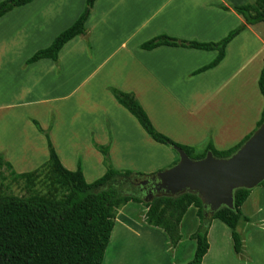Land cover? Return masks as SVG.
<instances>
[{"label":"crops","instance_id":"0c3cea01","mask_svg":"<svg viewBox=\"0 0 264 264\" xmlns=\"http://www.w3.org/2000/svg\"><path fill=\"white\" fill-rule=\"evenodd\" d=\"M86 1L33 0L0 18V154L15 172H31L49 160L48 139L34 121L48 132L63 166L80 168L88 183L106 172L96 145L109 147L117 170L152 174L175 163L176 151L145 132L117 101L114 88L134 94L159 132L195 154L209 145L229 150L256 129L264 110L259 87L264 41L257 24L227 45L217 66L202 72L217 50L141 47L160 35L218 42L244 22L233 8L253 0H95L85 23L87 37L68 41L58 61L29 64L80 17ZM242 212L247 220L237 226L241 252L234 250L230 228L214 220L202 264H264V187L251 190ZM196 213L191 207L183 217L182 240L174 247L145 215L121 212L124 220L115 222L108 248L118 247L120 253L125 246L128 255L142 246L136 240L145 239L154 247L161 241L165 251L184 248L185 257L194 256ZM120 262L116 256L111 264Z\"/></svg>","mask_w":264,"mask_h":264},{"label":"trees","instance_id":"16d2710c","mask_svg":"<svg viewBox=\"0 0 264 264\" xmlns=\"http://www.w3.org/2000/svg\"><path fill=\"white\" fill-rule=\"evenodd\" d=\"M33 0H3L0 2V18L17 7L31 3ZM95 0H87L80 17L66 30L61 32L46 49L37 51L28 63L43 58L58 61L61 48L76 36H88L85 23L90 16ZM229 10L228 7H222ZM233 10L244 22L231 30L218 42L200 43L160 35L142 44L143 49L152 50L159 46L194 48L200 50H217V58L199 70L202 72L217 66L225 56L227 45L248 26L264 23V0H253L244 5L235 6ZM259 87L264 97V67L259 79ZM117 101L123 105L140 123L145 132L156 142L174 150L180 147L193 159H202L208 151L218 158H227L234 154L264 121L262 118L256 129L235 147L219 151L209 145L203 154H195L192 147L179 144L159 132L151 122L135 95L118 89H111ZM45 134L49 143L50 157L42 166L31 172L17 173L12 165L0 154V264H103L107 248L115 227L117 210L129 203L143 204L146 208L145 222L161 229L172 246L176 247L182 240L181 222L193 207L197 209L199 226L191 235L196 242L195 254L186 264H202L209 250L208 232L214 220H220L231 230L235 252L242 249V240L237 231L243 215L242 206L251 190L239 189L234 196V209L221 208L214 215L205 217L203 203L197 194L184 193L180 196H155L146 201L142 193L134 195L129 190L137 187L141 179L152 176L131 170L114 168L108 146L96 145L103 154L105 174L92 183H88L80 170L70 171L61 163L48 132ZM175 151V150H174ZM179 159L173 163L175 165ZM15 181H23L24 188L30 192L27 196L9 194L5 190L6 174ZM44 178L50 188L46 194L36 191L37 182ZM264 186V181L259 185Z\"/></svg>","mask_w":264,"mask_h":264},{"label":"water","instance_id":"95a60500","mask_svg":"<svg viewBox=\"0 0 264 264\" xmlns=\"http://www.w3.org/2000/svg\"><path fill=\"white\" fill-rule=\"evenodd\" d=\"M174 150L179 155L175 165L140 182L141 185L151 184L152 190L156 192L148 199L161 195L197 194L207 218L221 208L234 209L237 190H252L264 181V121L227 158H218L208 151L204 158L193 159L180 147L175 146Z\"/></svg>","mask_w":264,"mask_h":264},{"label":"rangeland","instance_id":"374dc122","mask_svg":"<svg viewBox=\"0 0 264 264\" xmlns=\"http://www.w3.org/2000/svg\"><path fill=\"white\" fill-rule=\"evenodd\" d=\"M255 29L261 34L262 39L264 41V23L257 24ZM172 166H173V163L169 165L168 167H165L161 170H165ZM161 170H158L157 172ZM5 174H6L5 190L7 193L15 194L19 196H27L30 194V192L24 188L23 181H15L11 177V175H9L8 171H6ZM141 181H143V179H141ZM258 187H261V186H258ZM49 188H50V185L49 183H47V181L44 180V178H41L37 182V185H36L37 192L41 194H46L49 191ZM128 193L137 195V194H140V191L137 187L135 188L133 187L131 190H129V192H127V194ZM141 197H143L147 201L150 200L143 195H141ZM121 212L125 214H129V215L134 214L137 218L138 216L143 217L145 215L146 208L144 207L143 204H136V203H130L128 206L124 205L120 207L117 210V215H116V222L118 224H121V222L124 220V217H125V215H121ZM249 223H243V225L247 227ZM182 232L187 235L186 230L184 228L182 229ZM135 243L142 244V246L140 248H136L134 253L128 254V255L125 250L126 248L125 246H122V248H119L120 250H122L121 251L122 253L121 252L119 253L118 247L115 248L112 246L110 249L108 248L107 253H106L107 254L106 256L107 264H111V261H113L116 256L119 260H121L120 264H179V263H184L186 262L187 259L189 260L190 258L193 257V255H191V257H188V258L185 257V252H184L185 250H183L184 248H180L179 250L178 249L175 250L174 248H168V250L165 251L161 241L158 243L156 247H154V245L150 241L148 242L145 239L136 240Z\"/></svg>","mask_w":264,"mask_h":264},{"label":"flooded vegetation","instance_id":"af4514ba","mask_svg":"<svg viewBox=\"0 0 264 264\" xmlns=\"http://www.w3.org/2000/svg\"><path fill=\"white\" fill-rule=\"evenodd\" d=\"M137 188L142 193V195L145 196L146 198H150L152 193L154 195L156 194V192L152 190L151 184L141 185L140 183H137Z\"/></svg>","mask_w":264,"mask_h":264}]
</instances>
